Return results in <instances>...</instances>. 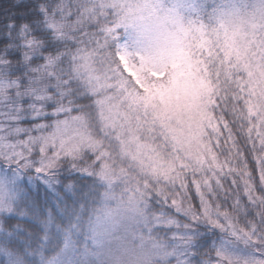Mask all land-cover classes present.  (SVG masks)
I'll return each instance as SVG.
<instances>
[{
    "label": "snow or ice",
    "instance_id": "snow-or-ice-1",
    "mask_svg": "<svg viewBox=\"0 0 264 264\" xmlns=\"http://www.w3.org/2000/svg\"><path fill=\"white\" fill-rule=\"evenodd\" d=\"M152 21L191 49L205 81L193 107L161 101L147 90L155 77L133 75L153 55ZM121 29L134 31L137 50L118 43ZM261 73L264 0H238L208 23L167 0H4L0 161L47 175L69 165L109 188L120 182L133 208L158 200L151 219L175 229L180 264L200 223L221 234L204 264H264Z\"/></svg>",
    "mask_w": 264,
    "mask_h": 264
},
{
    "label": "rangeland",
    "instance_id": "rangeland-1",
    "mask_svg": "<svg viewBox=\"0 0 264 264\" xmlns=\"http://www.w3.org/2000/svg\"><path fill=\"white\" fill-rule=\"evenodd\" d=\"M206 1L167 0V6L176 7L181 16L190 19L184 9L206 4ZM257 3L258 0L249 1L252 6ZM218 4L217 1L211 7L216 9ZM122 30L123 37L118 43L126 44L130 51L137 50L139 45L134 31ZM174 31L164 21H152L150 47L153 55L144 58L135 71H129H133L138 82L148 77L156 78L147 88L154 97L190 108L194 106L205 81L199 75L200 68L193 60L190 47L174 39ZM199 46H203L202 42ZM236 52L239 54V49ZM157 66L161 71L155 70ZM168 66H171L170 71ZM165 73H169L171 82L158 80ZM59 192L66 193L68 199L64 200ZM109 193L114 195H107ZM70 200L71 205L75 204L74 209H69L65 202ZM153 206H158V210H153ZM138 208H143V212ZM160 209L159 201L152 198L146 207L143 204L137 208L126 207L122 183L116 182L109 188L99 176L79 172L69 165H61L52 175H47L34 169L20 170L0 161V241L3 236H11L2 226L5 217L37 220L35 242L49 254L42 259V264H131L135 255L144 252L149 256V264H180L182 255L174 252L177 249V241L173 237L175 229L151 219L152 214L159 213ZM203 227L213 232L210 242L205 244L201 243L200 237V228ZM31 230L23 233H27L29 239ZM19 232L16 226L11 234L18 236ZM189 234L193 239L189 246L188 264H204L205 252L197 260L192 250H209L214 242L220 240L221 234L204 223L194 225ZM22 241L18 237V243ZM164 252L174 254L164 255ZM3 254L8 258V264H19L12 251L5 249Z\"/></svg>",
    "mask_w": 264,
    "mask_h": 264
},
{
    "label": "trees",
    "instance_id": "trees-1",
    "mask_svg": "<svg viewBox=\"0 0 264 264\" xmlns=\"http://www.w3.org/2000/svg\"><path fill=\"white\" fill-rule=\"evenodd\" d=\"M218 1L217 8L214 9L211 7L212 4L216 3ZM250 0H243V3L247 7L249 5ZM4 0H0V3H3ZM9 3H11V0H9ZM186 4H184L183 8ZM236 5L238 7V0H226L223 2V0H210L206 1V4H201L200 6L196 7H187L184 9L185 12L188 13L189 9H191L192 12H194L196 15H188L190 19H199L205 23H208L210 18L212 17L213 13H229L232 11V6ZM183 11V12H184ZM226 19V16H225ZM123 37V30L121 29L120 32V39ZM177 65V64H176ZM186 65H183V68H185ZM169 71L171 70V66H168ZM166 74V75H165ZM163 76L159 77L158 80H165L168 82H171L168 77L169 73H165ZM72 184V182H71ZM58 193V192H57ZM59 195L64 199L67 200L68 197L66 193L59 192ZM197 199H194L193 202L197 203ZM69 209H74L75 204L71 205L70 201H65ZM85 206L87 203L85 202ZM78 206V205H76ZM153 210H158V206H153ZM36 223L37 220L32 221L28 219H20L13 216L5 217L2 220V226L5 229V231L11 235V236H3L2 240L0 241V264H8V258H5V255L3 254L5 249H8L12 251L17 260L19 261V264H42L41 261L46 255L48 254L47 250H42L40 244L35 242L36 236L34 237V233L37 231L36 229ZM18 227L20 229L18 236H15V233L12 235V229L14 227ZM201 227V226H198ZM32 229V230H31ZM31 230V236L30 239L27 237L28 231ZM27 232L26 234H23L24 232ZM200 237L201 243L205 244V242L209 243L210 239L212 238V230L210 231L208 228L203 227L200 228ZM18 237L23 240L22 242L18 243ZM34 237V238H33ZM33 238V239H32ZM5 248V249H4ZM206 252L204 250H192V255L195 259H199L201 253ZM45 254V255H44ZM49 255V254H48ZM47 255V256H48Z\"/></svg>",
    "mask_w": 264,
    "mask_h": 264
},
{
    "label": "clouds",
    "instance_id": "clouds-1",
    "mask_svg": "<svg viewBox=\"0 0 264 264\" xmlns=\"http://www.w3.org/2000/svg\"><path fill=\"white\" fill-rule=\"evenodd\" d=\"M145 43L146 45L150 46L152 43L151 38L146 39ZM126 207L132 208L131 205H126ZM131 264H149V256L147 252L135 255L133 260L131 261Z\"/></svg>",
    "mask_w": 264,
    "mask_h": 264
}]
</instances>
